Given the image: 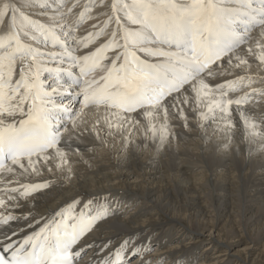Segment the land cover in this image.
<instances>
[{
	"label": "snow or ice",
	"instance_id": "obj_1",
	"mask_svg": "<svg viewBox=\"0 0 264 264\" xmlns=\"http://www.w3.org/2000/svg\"><path fill=\"white\" fill-rule=\"evenodd\" d=\"M90 18L101 23L78 37ZM256 30L264 37V0H0V264H81L98 247L82 241L112 214L103 196L73 199L47 216L30 202L56 178H29L53 167L71 177L69 129L83 134L87 110H103L97 136L102 128L126 143L139 113L147 138L162 146L168 120L188 108L233 140L239 124L249 154L264 151V74L250 71L255 64L264 73ZM111 243L92 264H128L151 250L146 242L128 252L132 240L109 250Z\"/></svg>",
	"mask_w": 264,
	"mask_h": 264
},
{
	"label": "bare ground",
	"instance_id": "obj_2",
	"mask_svg": "<svg viewBox=\"0 0 264 264\" xmlns=\"http://www.w3.org/2000/svg\"><path fill=\"white\" fill-rule=\"evenodd\" d=\"M81 11L70 17L73 24ZM99 23L87 19L77 36L96 31L93 25ZM262 40L256 30L252 43ZM250 71L264 74L255 64ZM102 111L87 110L83 134L69 129L76 148L70 153V178L55 167L29 178L36 183L56 178L51 188L31 199L35 215L47 216L76 198L84 202L103 196L111 206L109 218L82 241L98 247L89 249L81 264H92L108 242L111 250L126 240H132L128 252L146 242L151 248L129 264H264V151L249 154L239 124L233 140L223 130L214 131L216 124L204 127L185 108L183 115L168 120L171 133L161 146L147 138V122L137 113L130 116L138 125L130 127L134 134L126 143L122 134L105 136L100 128L97 136L92 131ZM260 111L264 113V105ZM29 211L25 207L16 214Z\"/></svg>",
	"mask_w": 264,
	"mask_h": 264
}]
</instances>
